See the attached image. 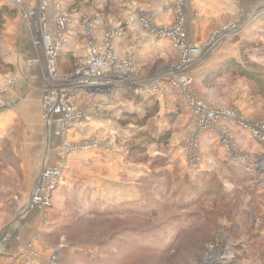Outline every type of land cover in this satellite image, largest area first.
Listing matches in <instances>:
<instances>
[{"label":"rangeland","instance_id":"obj_1","mask_svg":"<svg viewBox=\"0 0 264 264\" xmlns=\"http://www.w3.org/2000/svg\"><path fill=\"white\" fill-rule=\"evenodd\" d=\"M232 1L237 11L224 14L217 28L197 39L192 32L188 36L187 15L181 13L185 0H62L68 20L77 10L81 25L90 22L100 41L107 27H125L118 53L132 65L138 90H146V80L162 75L163 81L148 97L158 103L153 117L139 124L146 110L128 99L125 107L111 108L109 127L81 139L56 137V129L45 131L43 125L41 69L26 61L33 53L32 34L25 32L21 14L25 3L34 10L35 0H0L6 12L0 29V117L12 109L22 114L26 106L35 125L19 117L7 127L0 124V233L14 234L0 264H264V179L257 171L264 145L252 128L264 123V84L227 70L233 63L258 64L264 74V0ZM163 4L170 8L162 12ZM180 19L190 43L213 41L203 56H190L196 61L187 89L175 70L176 43L158 34ZM195 20L188 17L191 25ZM150 39L160 46H150ZM81 49L75 57L65 47L58 61L62 72L78 68ZM12 87L20 93L9 103ZM196 103L215 116H196ZM63 156L64 177L50 205H32L35 178L46 168H59ZM229 165L247 172L244 186ZM213 177L229 198L208 192ZM158 184L163 188L157 190ZM192 197L200 202L179 203Z\"/></svg>","mask_w":264,"mask_h":264},{"label":"built area","instance_id":"obj_2","mask_svg":"<svg viewBox=\"0 0 264 264\" xmlns=\"http://www.w3.org/2000/svg\"><path fill=\"white\" fill-rule=\"evenodd\" d=\"M52 4L59 12H62V4L54 2V0H38V12L34 10L29 11L26 13V17L31 19L37 17L40 22V31L36 37V44L44 47L47 73L51 83V87L44 97L46 115L54 114L58 108L64 110V131L62 135L66 137L67 130L74 125H83L86 121L87 113L79 111L74 103L73 95L77 91H85L92 96L105 95L114 93L121 88L137 89L140 87V84L137 81L135 73L132 71L133 67L130 62L122 60L116 54L113 47L112 40L122 35L121 27L111 30L107 35V41H90L88 43L87 58L83 65L77 68L71 75H60L57 62L65 40L69 17L62 14L59 16L58 38L57 40L53 39L52 35L48 32L47 16V11ZM231 26L229 29L236 28V25ZM86 27L89 32V29L93 28L90 22L86 23ZM158 34L161 38H168L176 43L180 53V62L175 67V70L179 76H182L184 87L186 89L189 88L192 85V79L188 73L196 61V59H193V56L189 57V52L199 54L201 48L203 51L208 50L213 41L206 46L190 43L184 29L183 19L177 21L175 25H167L159 28ZM144 82L146 90L142 94L144 98H148L162 86V75ZM193 108L195 109L196 116H215L200 103L193 104ZM252 128L254 129L256 138L264 145V123H254L252 124ZM65 169V157L63 156L62 165L59 168H46L43 170V178L41 177V181L37 183L32 194V200L35 206H43L44 208L50 205V195L61 184ZM257 171L264 179V152L260 156V164Z\"/></svg>","mask_w":264,"mask_h":264},{"label":"crops","instance_id":"obj_3","mask_svg":"<svg viewBox=\"0 0 264 264\" xmlns=\"http://www.w3.org/2000/svg\"><path fill=\"white\" fill-rule=\"evenodd\" d=\"M171 1L175 2L177 0H171ZM185 1L186 3L183 5L181 13L184 16L187 15V17H185V20H186V24L188 23V28H187L188 36L191 37L190 32H192L193 34L192 37L193 38L195 37L197 39L200 37H203L204 34L209 33L214 28H217L220 25L222 21V16L224 14L228 13L229 11H232V12L237 11L235 4H234L235 2L232 0H185ZM54 2H58L63 5L62 12H59L53 5L47 11L48 32L52 35L53 39L57 40L58 32H59L58 18L59 16H61V14L67 15L68 10L66 6L63 3H61L62 0H54ZM35 5L36 6L33 9L34 11L38 12V0H35ZM169 8L170 7L168 4L161 5L162 12L167 11ZM29 11H32V9H29L27 7V4L25 3L24 9H22L21 14L24 16L23 22L26 24L25 26L27 28L25 32L27 33L31 32L32 34V42L30 44V47H31V50L33 51V53H31V55L29 56V59H26V61L29 63V66H31V68L35 69L36 71L37 69H41V78H38L37 81L38 82L41 81L40 84L42 83L41 84V89H42L41 95L44 98L47 91L51 87V83L49 81L48 73H47V65H46L47 61H46L44 47L42 45L36 44V37L38 35V32L40 31V22L37 17L34 19L27 18L26 13H28ZM171 13L173 15L174 14L177 15L178 12L175 11L174 13V11L171 10L170 14ZM70 15H72V19H70L68 22V28L65 33V40H64L61 52H60V56L66 47V48H70V50L74 53L73 56L76 57L78 52H80L82 50L81 48L83 47L84 49L83 58L79 62L80 63V65L78 66L79 68L86 61L87 54H88V43L90 41H100V40L96 39L95 37L96 35L95 32H97L96 28H95V31L92 29V31L89 32L86 29L85 22L81 25V19H79L80 14L77 10H73L72 14ZM190 15L196 17V20L193 23L194 25H191V22L188 21V17H190ZM189 22H190V26H189ZM132 24L130 23L131 25L130 30L134 32V36L136 35L137 38H139L140 30L138 29V27L132 26ZM117 28L119 27H116V26L107 27L105 29L104 36L102 35L100 39H102V41H107L108 33L111 30H114ZM121 28H122V35L114 39V41L112 42L114 50L117 55H119L120 53L119 52L120 50L118 48L119 47L118 43L121 41V39L127 36L125 33V29H124L125 27H121ZM147 39L149 38L148 37L145 39L142 38V41L143 40L146 41ZM150 40H151L149 42L151 43L150 46H158V47L160 46V44H156V41L154 39L153 40L150 39ZM115 42H116V45L114 44ZM60 56L58 57V61L60 60ZM119 56L121 57V55ZM122 60H126V59L122 58ZM201 61H199V63L201 64V67H202L204 65V62H201ZM57 63H58L57 65H58V71L60 75L67 76L75 72V71L71 73L62 72V69H60V66H59V62ZM168 87L166 86V88ZM18 89H19L18 87H14V88L12 87L10 89L12 90L11 93L8 95V97L5 100L9 103H11L12 101H15L16 94L20 93ZM132 91H134L138 95L143 96L142 92L138 90V88L137 89L134 88L132 89ZM168 94L169 93H166V95L164 94V97H168ZM156 96H158V94ZM73 99H74L76 108L86 110L87 115H86V121L82 126L74 125L72 128L67 130V136L73 137V138H76L77 136L78 138H81V139H88L89 137L95 138L96 135L100 133L101 128H105V126L109 127L111 120H109L108 118L112 117L110 116L112 114V112L110 111L112 107L114 108L116 106L120 107V105L124 106V103L127 102L128 99L134 100L129 97L127 93V88L118 89L114 93H111V94L94 95V96L89 95L85 91H77L73 95ZM42 100L44 101V99ZM131 104L133 103L131 102ZM25 110H26V106L24 107V110L22 112L24 116H22V114H20L18 110L16 111L14 109L9 110L8 112H6V114L0 117V124L4 127L5 126L7 127V125L13 124L15 122L16 117L17 118L19 117L21 119L23 118L22 121H24L26 125L34 124V121H31L30 119L29 113H31V111L29 112L28 110L27 111ZM25 114L27 115L25 116ZM63 119H64V110L62 108L56 109L54 114H51L49 116L46 115L45 123H43V125L45 126V131H46V128L56 129L57 130L56 137L61 138V134L64 131ZM32 126H35V125H32ZM38 127H40V124ZM39 142H41V140H39ZM45 142L46 141L43 140L44 144ZM41 159H42L41 164L43 163V165L47 167V165H45V160H46L45 156H42ZM41 173L42 172H40L38 176L35 178L33 189L36 186V184L39 182L41 178ZM30 198L32 199V195H30Z\"/></svg>","mask_w":264,"mask_h":264},{"label":"trees","instance_id":"obj_4","mask_svg":"<svg viewBox=\"0 0 264 264\" xmlns=\"http://www.w3.org/2000/svg\"><path fill=\"white\" fill-rule=\"evenodd\" d=\"M4 14H6L5 11H0V29L3 28V24H4ZM227 70L228 71H232L233 70V71H235V74L240 75L242 77H245V78L249 79L250 81H252V82H254L256 84H259V85L264 84V77H263L264 74H263V71H262L260 65H258V64H251V65H249L247 67H244L242 65L233 63V64H230V65L227 66ZM127 93H128V95H129V97L131 99H134L136 101L141 102L143 104V107L146 110L145 111L146 114L141 117V122H139V124H143V120L145 122L146 120L150 119L151 117H153L157 113L158 103H157V101H154V98L153 97H150L148 99H145L143 96L138 95L137 93H135L134 91H132V89H129V88H127ZM133 117H136V115L135 116L133 115ZM228 171L230 172V174H233V175H236L237 176L236 179H238L241 182V185L242 186L245 185V182H246L247 177H248L247 176L248 175L247 172H245L242 169H239L236 165H229ZM211 183L214 184V187H212L213 188V192L210 189H208V192H210L211 195L215 196L216 198H221V199H227V198L230 197L231 194L227 193L224 190L223 186L219 184V182L215 179V177H213L211 179ZM156 187H157L156 188L157 190L158 189H161V188H163V184H158ZM167 188L169 190V187H167ZM195 190H197L196 187L193 188V189H191V190H183V189H180L179 191H176V194L179 195V194H182L183 192H185V193L194 192ZM208 192H206V193L208 194ZM171 193H175V191H172ZM166 196H168V195H165V197ZM165 197H163L162 199H164ZM197 201L198 200H196V198L192 197L189 200H186V201L183 200V201H180L179 203H181V206L183 205L185 207V206H192V205L198 204L200 202V200L198 202ZM168 204L169 203H167V205ZM130 213H132V212H130ZM134 213H136V211H134ZM134 213H132V214H134ZM185 231H183V232H185ZM183 232L180 233V234L178 233V236L181 237V235L183 234ZM170 248H171V246L169 245V249ZM158 251H159V254H165L166 253V249H164V250H158ZM192 253H191V256L189 258H191V257L194 258L195 254L192 255ZM171 258L172 259L173 258H176V256H173ZM182 260H186V259H182ZM182 263H184V261H182Z\"/></svg>","mask_w":264,"mask_h":264},{"label":"water","instance_id":"obj_5","mask_svg":"<svg viewBox=\"0 0 264 264\" xmlns=\"http://www.w3.org/2000/svg\"><path fill=\"white\" fill-rule=\"evenodd\" d=\"M9 233V229L4 231L3 233H0V256L5 255L7 253L10 238H14V234L12 237H10Z\"/></svg>","mask_w":264,"mask_h":264},{"label":"bare ground","instance_id":"obj_6","mask_svg":"<svg viewBox=\"0 0 264 264\" xmlns=\"http://www.w3.org/2000/svg\"><path fill=\"white\" fill-rule=\"evenodd\" d=\"M202 53H203V49L201 48L199 54H197V53H196V54H192L191 52H189V57H190L191 55H197V56L199 57ZM42 178H43V177H42ZM42 178H41V179H42ZM41 179H40L39 181H41ZM33 204L35 205V203H34L33 200H32V205H33Z\"/></svg>","mask_w":264,"mask_h":264}]
</instances>
